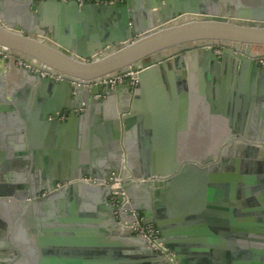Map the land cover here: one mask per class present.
Masks as SVG:
<instances>
[{"label": "water", "instance_id": "1", "mask_svg": "<svg viewBox=\"0 0 264 264\" xmlns=\"http://www.w3.org/2000/svg\"><path fill=\"white\" fill-rule=\"evenodd\" d=\"M136 218L264 264V0H0V264H168Z\"/></svg>", "mask_w": 264, "mask_h": 264}, {"label": "built area", "instance_id": "2", "mask_svg": "<svg viewBox=\"0 0 264 264\" xmlns=\"http://www.w3.org/2000/svg\"><path fill=\"white\" fill-rule=\"evenodd\" d=\"M67 1V0H66ZM80 3H84V2H99V0H78ZM124 0H110L111 3H115V2H123ZM220 50V49H218ZM2 56L3 57H7L8 54L7 53H2ZM260 62H263V59L260 60ZM42 74L44 75V72H42ZM103 81H106L107 83H109L110 85L114 86L116 83H123L125 81V78L124 77H118V78H112V79H109V80H103ZM110 184L112 186H117L116 187V194H113L112 195V200L117 204L119 205L120 204V200L118 199V196H121L124 198L123 202H127L129 203V199L125 193V191L123 190L122 188V183H121V179L120 178H115L113 179ZM128 213H131V217H136L135 216V212L132 208L128 209ZM143 218L142 219H135L133 223H129L131 226L134 227V229L137 231H141L142 229L145 231V233L147 234L146 236H144L145 238L148 239V242L151 243V245H154L155 242L158 240L157 237H153V235L151 234L150 236V233L148 231H146L147 229L144 228L145 225L143 224L142 222ZM136 224V225H135ZM139 224V226L137 225ZM128 225V223H127ZM153 234L155 231H152ZM156 233V232H155ZM156 250L158 251H162V254L165 256V258L168 260V264H177V260H176V255L175 253H173L172 251H169V250H164L163 248H157Z\"/></svg>", "mask_w": 264, "mask_h": 264}, {"label": "rangeland", "instance_id": "3", "mask_svg": "<svg viewBox=\"0 0 264 264\" xmlns=\"http://www.w3.org/2000/svg\"><path fill=\"white\" fill-rule=\"evenodd\" d=\"M142 222H143V224H144V219L142 220ZM144 225H145V224H144ZM144 228L147 229L146 231H148V232L150 233V236H151V234H152L154 238H155V237H157V238L159 237L158 231H157V229H156V227H155L154 224H146ZM152 231H155L156 233L154 232V234H153ZM136 235H137L138 237L145 238L144 236H146L147 234H146L145 231L142 229L141 231L137 230V231H136ZM148 245L150 246L151 243L148 242ZM156 251H157L160 255L164 256V255L162 254V251H158V250H156ZM173 253H174V252H173ZM164 257H165V256H164Z\"/></svg>", "mask_w": 264, "mask_h": 264}, {"label": "bare ground", "instance_id": "4", "mask_svg": "<svg viewBox=\"0 0 264 264\" xmlns=\"http://www.w3.org/2000/svg\"><path fill=\"white\" fill-rule=\"evenodd\" d=\"M111 187L113 188V189H116V187L117 186H112L111 185ZM132 219V218H131ZM136 225V224H135ZM138 226H139V224H137ZM133 227V226H132ZM133 229H134V227H133ZM147 243H148V239L147 238H143ZM153 249H157V248H163L164 250H168V248L167 247H165V245H164V243L162 242V241H160V240H157L156 242H155V244L154 245H150Z\"/></svg>", "mask_w": 264, "mask_h": 264}]
</instances>
